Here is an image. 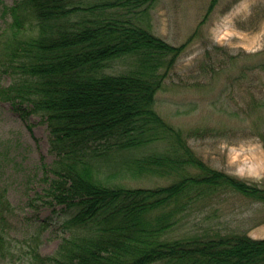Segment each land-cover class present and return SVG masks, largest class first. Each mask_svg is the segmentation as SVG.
<instances>
[{"label":"trees","instance_id":"trees-1","mask_svg":"<svg viewBox=\"0 0 264 264\" xmlns=\"http://www.w3.org/2000/svg\"><path fill=\"white\" fill-rule=\"evenodd\" d=\"M152 1L17 0L10 7L0 73L11 82L0 87V99L25 118H45L54 155L44 165L45 201L70 211L56 250L43 254L37 236L28 264H264V238L247 233L168 236L194 202L230 191L264 202V187L209 166L155 109L185 44L108 10L137 13ZM26 20L36 33L25 29ZM126 57L134 59L129 69L108 71ZM144 174L175 180L155 187L114 181ZM13 209L0 187L3 225ZM6 245L2 226L1 253Z\"/></svg>","mask_w":264,"mask_h":264},{"label":"rangeland","instance_id":"rangeland-1","mask_svg":"<svg viewBox=\"0 0 264 264\" xmlns=\"http://www.w3.org/2000/svg\"><path fill=\"white\" fill-rule=\"evenodd\" d=\"M0 0V35L13 21ZM153 0L137 13L109 8L131 18L174 45L185 44L181 56L156 93L155 109L187 134L196 154L209 166L264 187V0ZM27 31L34 28L26 20ZM134 59L115 61L108 71L129 69ZM0 73V87L10 84ZM195 129H201L194 134ZM45 118L23 117L0 99V187L14 209L5 227L9 245L0 264H28L30 244L40 238V251L56 250L70 215L45 201L46 169L54 155ZM164 143H156L163 149ZM191 172H196L190 167ZM175 177L144 174L116 178L129 187L168 185ZM232 232L264 238V202L243 194L222 192L190 205L168 233L214 236ZM161 264V263H155Z\"/></svg>","mask_w":264,"mask_h":264}]
</instances>
